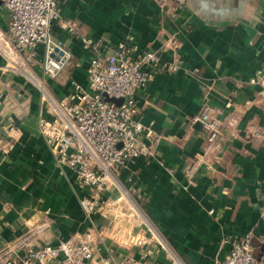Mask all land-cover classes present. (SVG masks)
Instances as JSON below:
<instances>
[{
  "label": "crops",
  "instance_id": "1",
  "mask_svg": "<svg viewBox=\"0 0 264 264\" xmlns=\"http://www.w3.org/2000/svg\"><path fill=\"white\" fill-rule=\"evenodd\" d=\"M58 6L76 32L53 26L70 53L54 78L43 76L55 95L73 80L87 85L93 49L86 38L111 46L133 36L140 49L177 67H159L135 92L136 116L150 128L142 137L152 139L154 155L119 167L131 206L122 202L117 218L108 219L84 213L85 191L73 168L57 163L39 132L40 116H49L41 90L24 74L4 70L0 54V264L28 246L88 231L101 256L111 249L142 264H223L229 240L247 233L260 255L264 0H58ZM9 18L0 0V26ZM203 104L230 120L209 148L202 124L193 120ZM109 189L110 196L118 192Z\"/></svg>",
  "mask_w": 264,
  "mask_h": 264
},
{
  "label": "built area",
  "instance_id": "2",
  "mask_svg": "<svg viewBox=\"0 0 264 264\" xmlns=\"http://www.w3.org/2000/svg\"><path fill=\"white\" fill-rule=\"evenodd\" d=\"M3 3L10 18L5 27L0 26V54L5 60L2 68L24 74L41 90L49 116H40L39 132L57 163L73 168L75 182L85 191L79 202L86 216L99 214L116 219V210L123 207L122 202L131 206L130 196L117 177L119 167L138 156L154 155V142L142 137L144 132L150 135V128L136 116L135 92L159 67L174 70L177 65L162 62L152 50L140 49L133 36L119 39L111 46L86 38L85 45L93 49L86 65L87 85L73 80L68 91L57 96L46 86L43 76L54 78L68 62L70 53L54 37L53 26L57 24L66 32L75 33L76 22L61 17L58 0H3ZM103 93L125 99L116 103L106 100ZM1 95L0 91V98ZM193 120L202 124L208 148L224 136L230 125L228 118L217 116L207 104L201 106ZM111 185L118 190L114 196H110ZM109 261L142 264L130 253L116 255L111 249L101 256L89 231L76 239L28 246L4 264H107ZM223 264H264V246L262 253L256 255L250 233L235 235L229 240Z\"/></svg>",
  "mask_w": 264,
  "mask_h": 264
},
{
  "label": "water",
  "instance_id": "3",
  "mask_svg": "<svg viewBox=\"0 0 264 264\" xmlns=\"http://www.w3.org/2000/svg\"><path fill=\"white\" fill-rule=\"evenodd\" d=\"M103 96H104V98H105L106 100H112V101H114V102H116V103H120V102H122V101L125 99V97H119V98H116V97H109V96H107L105 93H103Z\"/></svg>",
  "mask_w": 264,
  "mask_h": 264
},
{
  "label": "rangeland",
  "instance_id": "4",
  "mask_svg": "<svg viewBox=\"0 0 264 264\" xmlns=\"http://www.w3.org/2000/svg\"><path fill=\"white\" fill-rule=\"evenodd\" d=\"M45 105H46V103H45Z\"/></svg>",
  "mask_w": 264,
  "mask_h": 264
}]
</instances>
